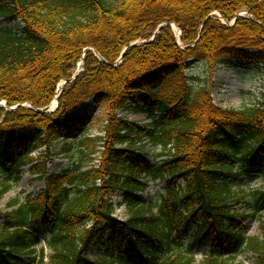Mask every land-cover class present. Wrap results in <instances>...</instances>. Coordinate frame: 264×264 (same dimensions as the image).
<instances>
[{"label":"trees","instance_id":"16d2710c","mask_svg":"<svg viewBox=\"0 0 264 264\" xmlns=\"http://www.w3.org/2000/svg\"><path fill=\"white\" fill-rule=\"evenodd\" d=\"M0 19L23 25L0 28V174L17 183L27 169L45 182L3 213L0 264L34 253L41 233L49 264H197L204 243L200 264H239L241 252L264 264V217L260 235L244 234L238 208L251 196L231 182L243 163L264 180V101L235 110L212 97L220 66L264 67V0H0ZM190 62L207 68L200 84ZM90 100L105 111L102 135L76 111ZM58 143L72 163L50 173ZM148 145L165 159L151 162ZM151 181L165 183L158 199L143 196ZM12 188L2 184L0 204ZM255 195L250 217L264 208ZM92 249L102 255L92 260Z\"/></svg>","mask_w":264,"mask_h":264},{"label":"rangeland","instance_id":"374dc122","mask_svg":"<svg viewBox=\"0 0 264 264\" xmlns=\"http://www.w3.org/2000/svg\"><path fill=\"white\" fill-rule=\"evenodd\" d=\"M247 12L243 11L240 15H246ZM234 21V20H233ZM230 23V25L233 23ZM23 25L19 22H10L6 19H0V28H13L15 30L22 29ZM172 30L174 31L177 39L179 38V27L173 25ZM179 40V39H178ZM143 41H141L142 43ZM83 61L78 63V66L75 70H82ZM207 75V68L203 63L190 62L189 69L187 70V76L190 78L199 79V84L205 80ZM65 81H62L60 85L64 84ZM213 101L216 105L225 108V109H235L239 110L244 107L254 106L262 101H264V67L251 66L250 68L244 70L241 68H233L227 66H220L216 72L213 74ZM1 106H6L3 102ZM83 109L88 110L87 119L89 122L88 134L91 136L102 135V128L105 124V111L103 108L98 107L94 104L93 100L88 101L83 107H79L76 111L82 112ZM120 116L128 118L130 121H135L141 124L142 126H147L151 123V119L148 118L146 113L133 114L120 112ZM61 143L56 144L51 152L54 154L52 160L49 163V172L55 173L59 172L62 169H65L70 166L71 159L66 155H60ZM161 148L154 147L153 145H148L146 148L145 154L149 157L151 162L157 163L165 159V157L160 156ZM248 168V164H238L231 174V182L234 190L244 191L245 193L250 194L248 203L244 206L238 208V213L246 218H239L237 223L243 227L244 234L248 236H257L260 235V222L259 216L264 217V208L256 216L250 217L252 212L249 207L250 202H254L257 195L255 193L264 192V180L258 175H248L244 173L243 170ZM9 183L13 185L12 190L4 197L0 204V228L4 223L3 213L10 211L8 207L10 203L16 200H23L28 194H37L39 193L45 185V182L39 177L30 175L27 172V169L23 171L22 179L19 182H14L13 180H8L2 174H0V189L3 183ZM165 183L161 181L150 182V187L146 193L143 194L145 198H154L158 199L159 196L164 192ZM117 216L120 219H126V210L121 208L117 212ZM187 230L184 231L185 245L189 243V238L186 237L188 233ZM41 244L37 247L34 253H24L16 257L17 264H49V260L45 259L44 262L40 259L39 250L46 245V241L49 238L48 234L41 233L39 235ZM48 255L51 254L49 249H46ZM209 253V246L204 243L199 246L197 249V264H200L204 255ZM89 257L93 260L102 255L101 252L92 249L89 251ZM233 254L232 249H227L225 256L229 257ZM237 262L239 264H257L258 257L250 252H241L237 256ZM90 264V263H86ZM140 264V263H137ZM152 264V263H147Z\"/></svg>","mask_w":264,"mask_h":264},{"label":"water","instance_id":"95a60500","mask_svg":"<svg viewBox=\"0 0 264 264\" xmlns=\"http://www.w3.org/2000/svg\"><path fill=\"white\" fill-rule=\"evenodd\" d=\"M235 22H236V19L233 21V23H232L231 25H233ZM165 25H168V24H165ZM165 25L160 26V28L158 29V31H159L162 27H164ZM170 26L173 27L172 24H170ZM137 45H138L137 43H133V44H131L129 47H127V48L124 50V52L122 53V58H123V56L125 55V53H126L128 50H130L131 48H133V47H135V46H137ZM122 58H121L120 61H122ZM78 75H79V73L76 74V75L74 76L73 79H75ZM57 107H58V102H57V106H56V108H57ZM15 108H16V107H15ZM15 108H13V109H15ZM56 108H50V109L48 110V112L54 111ZM41 111H42V110H41Z\"/></svg>","mask_w":264,"mask_h":264},{"label":"bare ground","instance_id":"6f19581e","mask_svg":"<svg viewBox=\"0 0 264 264\" xmlns=\"http://www.w3.org/2000/svg\"><path fill=\"white\" fill-rule=\"evenodd\" d=\"M56 104H57V102L54 101V102L52 103V108H55V107H56Z\"/></svg>","mask_w":264,"mask_h":264}]
</instances>
